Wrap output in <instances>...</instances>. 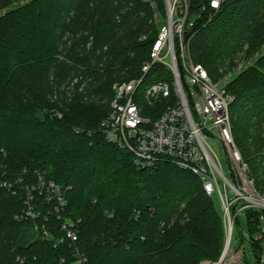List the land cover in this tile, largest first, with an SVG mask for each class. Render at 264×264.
<instances>
[{"label":"trees","instance_id":"1","mask_svg":"<svg viewBox=\"0 0 264 264\" xmlns=\"http://www.w3.org/2000/svg\"><path fill=\"white\" fill-rule=\"evenodd\" d=\"M204 8L208 0H189L191 58L235 97L233 137L264 194V0H226L210 23ZM3 11L0 264H75L76 248L83 264L217 261L222 215L199 178L172 163L139 170L100 131L113 85L141 77L150 61L166 1L0 0ZM150 71L147 83L170 78L163 65ZM41 181L64 189L60 214ZM64 219L80 221L76 243L61 231ZM244 220L258 264V212ZM42 227L54 239H41Z\"/></svg>","mask_w":264,"mask_h":264},{"label":"built area","instance_id":"2","mask_svg":"<svg viewBox=\"0 0 264 264\" xmlns=\"http://www.w3.org/2000/svg\"><path fill=\"white\" fill-rule=\"evenodd\" d=\"M165 1L167 24L152 47L151 59L143 65L141 77L114 86L110 112L100 131L108 143L129 152L139 170L172 163L199 178L206 196L218 202L224 226L223 249L213 264H246L247 250L234 245L236 224L243 212L257 211L254 240L261 246L258 264H264V195L257 192L255 179L233 137L230 106L235 97L191 58L186 31L195 22L189 15V0ZM225 1L208 0L204 22L210 23ZM155 64L165 66L170 78L147 83ZM213 141L224 150V159ZM46 188L60 214L66 207L64 189L41 181L40 190ZM34 201L29 193L27 215L31 217L36 216ZM79 222L62 221L61 231L71 243L78 241ZM40 232L41 239H54L46 227ZM75 255V264L86 261L77 248Z\"/></svg>","mask_w":264,"mask_h":264},{"label":"rangeland","instance_id":"3","mask_svg":"<svg viewBox=\"0 0 264 264\" xmlns=\"http://www.w3.org/2000/svg\"><path fill=\"white\" fill-rule=\"evenodd\" d=\"M21 4H24V2H21ZM5 11L1 12V14H4ZM162 24L163 26H165L167 24V18L166 19H163L162 20ZM244 63L240 62L239 65H238V69H241L242 68V65ZM171 75V74H170ZM169 75V76H170ZM128 80H124V81H118L116 82L114 85H113V88L116 84L118 83H122V82H127ZM221 81L223 80H220L219 83L220 84H224L222 83ZM218 83V82H217ZM213 146L215 147L216 151L218 152V154L221 156L222 159L225 158V153H224V150L222 148H220V146L215 142L213 141L212 142ZM224 161V160H223ZM258 192V191H257ZM259 194L261 195H264L262 194L260 191L258 192ZM248 211V210H247ZM243 212V214L241 216H239V220H240V223H241V227H239L238 224H236V229H235V237H234V245H235V248L236 249H241V248H245L247 251L245 252V255H246V259H245V263L246 264H256V259L255 257L253 256L251 250H250V242H249V239H248V232H247V227H246V222L244 220V215L245 213L247 212ZM246 237V238H244ZM254 241V239H253ZM224 244V243H223ZM214 262L216 261H207V262H204L202 264H213Z\"/></svg>","mask_w":264,"mask_h":264}]
</instances>
